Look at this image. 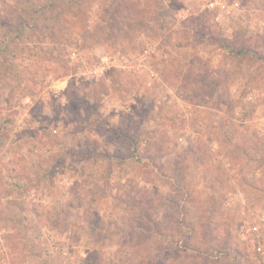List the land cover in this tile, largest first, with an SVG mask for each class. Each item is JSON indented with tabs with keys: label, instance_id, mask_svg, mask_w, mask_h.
Here are the masks:
<instances>
[{
	"label": "rangeland",
	"instance_id": "rangeland-1",
	"mask_svg": "<svg viewBox=\"0 0 264 264\" xmlns=\"http://www.w3.org/2000/svg\"><path fill=\"white\" fill-rule=\"evenodd\" d=\"M0 264H264V0H0Z\"/></svg>",
	"mask_w": 264,
	"mask_h": 264
},
{
	"label": "built area",
	"instance_id": "built-area-1",
	"mask_svg": "<svg viewBox=\"0 0 264 264\" xmlns=\"http://www.w3.org/2000/svg\"><path fill=\"white\" fill-rule=\"evenodd\" d=\"M104 72V68H100L98 71H96V73L102 74ZM245 230V228L242 226L241 227V231ZM248 231H252V232H257L258 228L257 227H252L250 228Z\"/></svg>",
	"mask_w": 264,
	"mask_h": 264
},
{
	"label": "trees",
	"instance_id": "trees-1",
	"mask_svg": "<svg viewBox=\"0 0 264 264\" xmlns=\"http://www.w3.org/2000/svg\"><path fill=\"white\" fill-rule=\"evenodd\" d=\"M224 41V40H223ZM239 54H242L241 52H238Z\"/></svg>",
	"mask_w": 264,
	"mask_h": 264
}]
</instances>
